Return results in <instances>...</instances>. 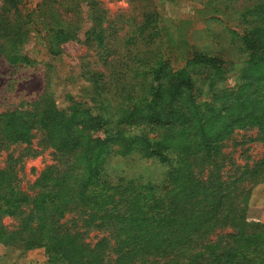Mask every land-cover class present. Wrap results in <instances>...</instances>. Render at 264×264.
Segmentation results:
<instances>
[{
  "label": "trees",
  "instance_id": "16d2710c",
  "mask_svg": "<svg viewBox=\"0 0 264 264\" xmlns=\"http://www.w3.org/2000/svg\"><path fill=\"white\" fill-rule=\"evenodd\" d=\"M87 1L43 0L27 10L24 0H0V55L12 67L33 64L23 54L32 26L42 28L52 53L79 41ZM195 4L242 24L240 51L259 70L249 83L253 94L237 84L221 88L231 68L245 62L231 58L229 46L223 58L186 51L184 68L175 69L149 14L120 39L122 22L90 3L85 44L99 65L80 63L86 95L68 96L60 108L49 84L36 101L0 114V151L7 154L0 167L1 244L23 254L44 249V264H264V224L245 216L248 184L263 181L264 170L256 175L254 165H245L250 179L232 180L241 166L226 170L225 152L255 142L264 149V0ZM230 47L238 49L235 41ZM181 94L188 97L182 101ZM219 99L233 100L240 111L223 113L231 103ZM213 124L222 128L208 136ZM191 125L200 137L171 156L168 133ZM133 142L143 143L141 153L127 156ZM119 144L122 158L152 160L157 169L135 176L117 168L111 154ZM45 154L52 162L28 190L26 162ZM218 231L224 234L212 240Z\"/></svg>",
  "mask_w": 264,
  "mask_h": 264
},
{
  "label": "rangeland",
  "instance_id": "374dc122",
  "mask_svg": "<svg viewBox=\"0 0 264 264\" xmlns=\"http://www.w3.org/2000/svg\"><path fill=\"white\" fill-rule=\"evenodd\" d=\"M42 1L24 0L25 5L23 6L27 10H32ZM90 3L100 8L104 16L111 22L115 20L122 22V24L118 25L121 28L124 27L123 31L120 32V39H125V35L128 32L132 30L136 31V27L138 26L136 23H142L145 15L149 14L156 21L153 25H155V28L161 35V45H163L166 54L169 53V57L175 59L172 60V65L175 69L179 68L182 70L184 68V52L186 51L191 53L209 52L212 55H218L223 58V56L226 57V46H229L231 58L236 61L238 59L245 60L243 63L242 61L239 62L242 66L245 65V70L240 71L242 66L231 68L232 71L225 75V81L221 88H234L237 84L243 91H250L251 95L253 94L254 89L249 86V83L253 81L254 75L259 74V70L253 69L255 61L252 59V55H243V52L240 51V42L242 41L240 35L242 34L243 26L227 16L221 9L199 6L195 4V0H91V2L87 1L83 4L84 22L83 30L79 35V41L62 44L55 53H52L50 52V46L44 37L45 33L42 31V28L32 26L31 37L23 49V54L28 56L33 61V64L12 67L0 55V114L18 108L22 101L28 99L36 101L47 91L48 87H51L49 84L53 86L56 104L60 108L67 105L66 101L68 96H73L78 99L86 95L88 83L80 76V63L82 61H90L91 63L99 65L95 53L85 44L84 35L89 27L87 23L89 15L87 6H90ZM233 41L236 43L237 50L230 47ZM216 76L220 79L219 74ZM163 84L166 87L172 85L169 81L163 82ZM159 91L164 93L163 96L166 99L170 95L163 89H159ZM153 96L154 94L150 98H153ZM180 97L184 101L188 95L181 94ZM231 101L233 100L219 99L218 104H227L228 106L231 103V106H228L223 113L236 115L240 109H238L234 101ZM207 115L210 118L212 115L211 111H207ZM221 128V124L208 126V136L215 135L216 130ZM172 133L175 137L171 135ZM168 135L170 138L167 144L170 148L169 152L173 157L185 151L188 146L187 142L190 141L188 139L191 137H195V139L200 137L196 125L182 127L180 131L173 130ZM234 139L236 140L235 136ZM236 141L241 143L244 141V136L237 137ZM120 144L115 145L114 150H112L111 159H113L114 166L119 169L124 168V170H128V173L131 175L135 174V176L139 174L146 175L148 172L157 169L155 167L156 165H153L152 160H140L138 157L122 158L121 155L117 154V152H120ZM142 146L143 143L133 142L129 145L125 153L129 156L132 152H140L139 149ZM225 152L228 154L229 162L226 170L229 171L230 166L234 163L237 166H241L240 169H235L233 172L236 177L232 175V180L242 177H245V180L250 179L251 175H246L245 165H254V170L259 171L256 175L264 170V149L261 142L235 146L225 150ZM6 155L5 152L0 151V167L5 166ZM44 156L43 158L41 156L36 159H29L26 162L25 173L28 176L24 179L22 186L28 188V190L31 189L30 184L52 162V159L47 154ZM259 160H262L261 164L258 162ZM164 168L163 171L169 169L168 167ZM154 173L159 175L160 178L164 175V173L160 174L159 171ZM262 175L264 174L262 173ZM245 183L247 181L243 182L242 185ZM174 185L176 186V183ZM248 185V187H252V191L249 197H247L248 211L245 214L247 216V222L264 224V180L261 182L258 181L257 184ZM178 189H180L178 190L179 192L182 191V187H178ZM187 192L189 193L190 191L188 190ZM10 222H12L10 219L4 220V224L6 225L10 224ZM219 234L224 233L218 231L212 236V240L217 239ZM46 260L47 255L44 249L23 254L13 251V249L0 243V264H44Z\"/></svg>",
  "mask_w": 264,
  "mask_h": 264
}]
</instances>
